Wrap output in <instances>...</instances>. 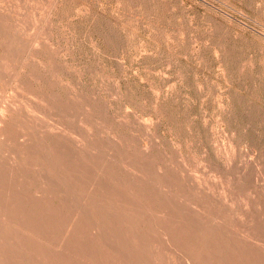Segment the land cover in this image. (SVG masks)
<instances>
[{
	"label": "rangeland",
	"instance_id": "1",
	"mask_svg": "<svg viewBox=\"0 0 264 264\" xmlns=\"http://www.w3.org/2000/svg\"><path fill=\"white\" fill-rule=\"evenodd\" d=\"M0 119V264L264 260V0H0Z\"/></svg>",
	"mask_w": 264,
	"mask_h": 264
},
{
	"label": "bare ground",
	"instance_id": "2",
	"mask_svg": "<svg viewBox=\"0 0 264 264\" xmlns=\"http://www.w3.org/2000/svg\"><path fill=\"white\" fill-rule=\"evenodd\" d=\"M44 79V78H43ZM49 99V98H48ZM40 101V100H39ZM42 101V100H41ZM31 102H32V100H31ZM31 102H30V104H31ZM36 102V101H35ZM29 103V102H28ZM47 106V105H46ZM5 107V106H4ZM29 107V106H28ZM52 107V106H51ZM6 108V107H5ZM2 110V109H1ZM6 112H8V111H6ZM24 112H26V111H24ZM42 112H44V111H42ZM14 114V113H13ZM29 114V113H28ZM27 114V115H28ZM31 115H33V114H31ZM5 116V115H4ZM12 116V115H11ZM10 116V117H11ZM45 116V115H44ZM2 119V118H1ZM1 119H0V121H1ZM10 119V118H9ZM83 124V123H82ZM2 125H3V123H2ZM1 127V126H0ZM4 128V127H3ZM2 128V129H3ZM24 134V133H23ZM25 135V134H24ZM29 137V136H28ZM7 143V142H6ZM36 144V143H35ZM63 144V143H62ZM66 144V143H65ZM31 145V144H30ZM73 145V144H72ZM70 146V145H69ZM35 147V146H34ZM33 149V148H32ZM48 149V148H47ZM63 149V148H62ZM115 149V148H114ZM37 150V149H36ZM56 150V149H55ZM32 151V150H31ZM51 152V151H50ZM58 152V151H57ZM46 153V152H45ZM45 153H44V155H45ZM48 153V152H47ZM2 155H3V153H2ZM31 155V154H30ZM35 155V154H34ZM38 155V154H37ZM43 155V156H44ZM23 156V155H22ZM24 157V156H23ZM22 157V158H23ZM28 159V158H27ZM20 160V159H19ZM13 164H14V162H13ZM16 164V163H15ZM32 164V163H31ZM1 167V166H0ZM7 168V167H6ZM29 170V169H28ZM9 172V171H8ZM46 172V171H45ZM31 181V180H30ZM32 188V187H31ZM173 191V190H172ZM224 195H225V197H226V200H227V206L228 207H230V208H232V206L234 205V199H233V197H231L229 194H228V192H225L224 191ZM21 199V198H20ZM205 201V200H204ZM134 202V201H133ZM258 203V202H257ZM3 206V205H2ZM201 206V205H200ZM249 206V205H248ZM9 208V207H8ZM224 208V207H223ZM35 209V208H34ZM40 210V209H39ZM238 210V209H237ZM250 210L252 211L253 210V208H251L250 207ZM259 210V209H258ZM25 211V210H24ZM119 211V210H118ZM264 211V210H263ZM80 212V211H79ZM192 212V211H191ZM190 212V213H191ZM80 214V213H79ZM78 214V215H79ZM256 214V213H255ZM241 215V214H240ZM32 216V215H31ZM87 216V215H86ZM111 216V215H110ZM198 216V215H197ZM249 216V215H248ZM239 217V216H238ZM254 217V216H253ZM254 219V218H253ZM60 220V219H59ZM31 221V220H30ZM9 222V221H8ZM185 222V221H184ZM244 222H245V224H246V230H245V232H244V235H243V237H242V240L243 239H246L247 241H249L251 244H253V243H259V244H263L264 245V231H262V227L260 228V227H257L256 226V224H254L255 222L253 221V220H249L248 218H246V220L244 219ZM21 223V222H20ZM19 223V224H20ZM31 223V222H30ZM15 224V223H14ZM24 224V223H23ZM32 224V223H31ZM54 224V223H53ZM65 224V223H64ZM214 225V224H213ZM24 226V225H23ZM34 226V225H33ZM81 226V225H80ZM21 227V226H20ZM27 229H28V227H27ZM40 229V228H39ZM2 230V229H1ZM5 231V230H4ZM41 231V230H40ZM188 232V231H187ZM186 234V233H185ZM9 235V234H8ZM119 235V234H118ZM154 235V234H153ZM230 235V234H229ZM12 237H13V235H12ZM186 237V236H185ZM188 237V236H187ZM199 237V236H198ZM229 237V236H228ZM22 238V237H21ZM120 238V237H119ZM190 238V237H189ZM154 239V238H153ZM114 241H115V239H114ZM188 241H190V240H188ZM10 242V241H9ZM207 242V241H206ZM113 243V242H112ZM194 243V242H193ZM111 244V243H110ZM182 244V243H181ZM209 244V243H208ZM1 245V244H0ZM8 245V244H7ZM85 245V244H84ZM113 245V244H112ZM146 245H147V243H146ZM194 245V244H193ZM109 246V245H108ZM116 246V245H115ZM114 245L113 246H110L111 248L112 247H115ZM119 246V245H118ZM118 246L115 248L116 250H117V248H118ZM128 246V245H127ZM182 246V245H181ZM208 246H210V245H208ZM25 247H26V245H25ZM183 248V247H182ZM207 248V247H206ZM212 248V247H211ZM19 249V248H18ZM113 249V248H112ZM120 249V248H119ZM158 249V248H157ZM236 249H237V254H236V256H235V258H234V261H235V263L236 264H243V261H244V256H245V254H246V252H247V247H243V246H236ZM1 250H3V249H1ZM14 251V250H13ZM6 252V251H5ZM4 252V253H5ZM85 252V251H84ZM117 252H119V251H117ZM15 253V252H14ZM13 253V254H14ZM91 253H93V252H91ZM120 253H122V252H120ZM125 253V252H124ZM126 254V253H125ZM182 254V253H181ZM160 255V254H159ZM5 255H3V257H4ZM95 256V255H94ZM125 256V255H124ZM212 256V255H211ZM2 257V256H1ZM9 257H10V255H9ZM13 257V256H12ZM144 257V256H143ZM162 257V256H161ZM250 257H253L252 255L250 256ZM8 258V257H7ZM163 258V257H162ZM215 258V257H214ZM224 258V257H223ZM11 259V258H10ZM171 259V258H170ZM205 259H207V258H203V260L204 261H206ZM262 259H264V256L262 257ZM5 260V259H4ZM95 260H96V258H95ZM10 261V260H9ZM94 261V260H93ZM131 261V260H130ZM100 262H101V260H100ZM154 262H155V260H154ZM163 262V261H162ZM172 262V261H171ZM207 262V261H206ZM13 263V262H12ZM15 264V263H14ZM20 264V263H19ZM63 264H65V263H63ZM103 264V263H102ZM109 264V263H108ZM159 264V263H158ZM253 264H264V260H260V259H258L257 257L254 259V261H253Z\"/></svg>",
	"mask_w": 264,
	"mask_h": 264
}]
</instances>
